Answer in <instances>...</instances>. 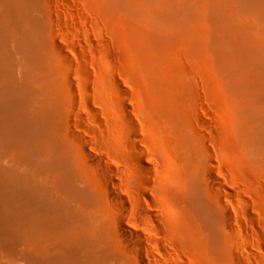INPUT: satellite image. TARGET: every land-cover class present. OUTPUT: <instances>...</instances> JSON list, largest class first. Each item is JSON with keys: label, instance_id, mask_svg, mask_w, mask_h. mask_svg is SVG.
I'll return each mask as SVG.
<instances>
[{"label": "bare ground", "instance_id": "obj_1", "mask_svg": "<svg viewBox=\"0 0 264 264\" xmlns=\"http://www.w3.org/2000/svg\"><path fill=\"white\" fill-rule=\"evenodd\" d=\"M91 10L118 25L107 0H0V229L20 246L22 264H179L157 194L166 192V164L181 168L197 143L178 111L162 108L172 150L151 151L133 94L110 66L109 39L87 28ZM107 89L113 97L103 100ZM107 130L119 153L102 142ZM192 173L181 175L183 206L204 224L217 264L243 262L221 217L242 231L229 210L206 202ZM246 249L255 264L257 252Z\"/></svg>", "mask_w": 264, "mask_h": 264}, {"label": "rangeland", "instance_id": "obj_2", "mask_svg": "<svg viewBox=\"0 0 264 264\" xmlns=\"http://www.w3.org/2000/svg\"><path fill=\"white\" fill-rule=\"evenodd\" d=\"M118 1L115 9L107 0L118 25L105 23L94 9L87 28L109 39L110 66L133 94L146 144L154 154L169 156L172 147L160 113L168 109L178 111L197 143L180 160L181 168L166 164V192L157 194L167 217V239L181 251L173 252L178 263L217 264L204 224L192 220L182 202L187 182L182 176L195 169L192 176H198L206 202L217 213L229 210L232 224L242 231L233 234L221 217V232L245 254L239 264H247L249 246L258 254L255 264H264V0ZM104 94L103 100L106 94L113 97L111 89ZM107 101L99 102L104 107ZM106 134L102 142L108 151L119 153L115 133ZM0 264H22L20 246L3 229Z\"/></svg>", "mask_w": 264, "mask_h": 264}]
</instances>
